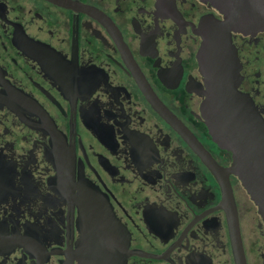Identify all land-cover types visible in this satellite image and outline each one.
<instances>
[{
	"label": "flooded vegetation",
	"instance_id": "af4514ba",
	"mask_svg": "<svg viewBox=\"0 0 264 264\" xmlns=\"http://www.w3.org/2000/svg\"><path fill=\"white\" fill-rule=\"evenodd\" d=\"M243 3L0 0V264H264V28ZM222 32L233 59H202ZM210 113L246 129L247 192Z\"/></svg>",
	"mask_w": 264,
	"mask_h": 264
},
{
	"label": "water",
	"instance_id": "95a60500",
	"mask_svg": "<svg viewBox=\"0 0 264 264\" xmlns=\"http://www.w3.org/2000/svg\"><path fill=\"white\" fill-rule=\"evenodd\" d=\"M208 1L211 5L215 7H232L234 6L233 0H205ZM245 2L242 6L247 8V32H257L264 28V0H240ZM246 16V15H245ZM215 43L219 45V57L224 58L225 54L227 57L232 58L229 46V37L228 34L222 32L220 36L207 38L204 40L202 51H200L201 58L206 60L207 55H209L212 50V47ZM220 89H216V87L211 88L209 95L207 96L208 110L213 111V116L215 115L216 109L214 106L213 100L217 103L218 99L222 98V93H216ZM222 91V90H221ZM233 91V89H232ZM234 93V92H232ZM218 98V99H217ZM225 99V98H223ZM221 99V100H223ZM222 106L229 108L226 103H221ZM210 132L215 140L222 148L232 152L233 154V170L238 173H234L238 179L242 187L247 192V132L246 129L242 130L231 125V120L229 119H221L216 125L213 124L214 120L212 114L210 113ZM84 224V222L82 223ZM96 242L97 245L100 246L103 244L102 240L95 241V239H90L86 233H84L80 239V243L84 248L89 249L90 245ZM124 248H125V240H124Z\"/></svg>",
	"mask_w": 264,
	"mask_h": 264
}]
</instances>
